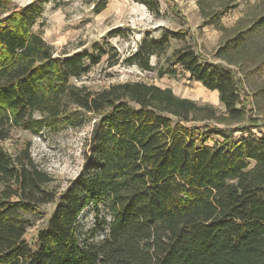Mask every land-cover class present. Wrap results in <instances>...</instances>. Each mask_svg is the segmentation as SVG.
<instances>
[{"label":"trees","instance_id":"obj_1","mask_svg":"<svg viewBox=\"0 0 264 264\" xmlns=\"http://www.w3.org/2000/svg\"><path fill=\"white\" fill-rule=\"evenodd\" d=\"M204 9L201 16L209 20L203 23L227 31L220 20L224 3ZM33 24L32 14L0 0V264H264V107L257 105L264 88L254 107L233 68L202 62L195 47L184 44L158 76L181 67L217 92L223 113L141 81L91 90L71 80L85 72L84 59L97 63L99 55L82 50L56 57ZM228 32L216 52L234 64L239 61L228 56L250 35L264 33V10ZM84 114L95 118L88 139L94 169L58 195L27 147L11 155L2 146L12 128L38 134L46 125L75 126ZM203 121L231 126L230 133L192 125ZM243 130L245 136L232 137ZM209 133L222 140L207 145ZM99 201L110 221L99 242L82 244L78 216ZM51 202L47 227L34 245L26 243L27 215L38 216Z\"/></svg>","mask_w":264,"mask_h":264},{"label":"rangeland","instance_id":"obj_2","mask_svg":"<svg viewBox=\"0 0 264 264\" xmlns=\"http://www.w3.org/2000/svg\"><path fill=\"white\" fill-rule=\"evenodd\" d=\"M11 2L16 8L32 14V31L52 46L54 56L64 57L82 50L99 55L97 63L84 59L85 72L71 80L91 90H99L117 82L141 81L170 87L180 97L192 99L198 104H210L217 113H223L224 106L219 101L217 92L191 80L181 67L175 66V75L158 76L157 70L166 67V59L173 49L184 44L193 45L202 62L222 63L233 68L245 92L250 95L254 107V95L264 88V33L250 35L235 55L228 56L239 61L234 64H228L227 59L217 57L216 52L233 34L228 32V29L234 25L242 27L252 16L259 15L264 10V0H206L202 1V4H199V0ZM221 3L227 6V11L220 18L227 31H220L211 24L203 23L209 18H203L200 13L201 6L207 11L209 7L215 8ZM240 20L242 23H239ZM180 29L186 30L184 37L175 39L169 35L170 32ZM148 52H151L150 55H147ZM145 63L148 67L144 66ZM258 100V107H264V98L258 95ZM94 120L93 115L84 114L75 126L64 122L56 126L46 125L38 134L12 128L2 146L11 155L18 154L27 147L34 163L52 177L48 187L58 195L79 174L94 169L88 148ZM192 125L197 127L199 132L221 128L228 134L231 127L214 121L195 122ZM246 134V130L236 131L232 137L238 139ZM207 138V145L222 140L221 136L215 133H209ZM253 164L254 162H250V166ZM55 204L56 202L42 204L38 209V216L27 215L30 225L23 237L26 243H36L37 233L47 227ZM108 221L110 216L100 201L97 205L87 206L77 219L80 242H99Z\"/></svg>","mask_w":264,"mask_h":264}]
</instances>
